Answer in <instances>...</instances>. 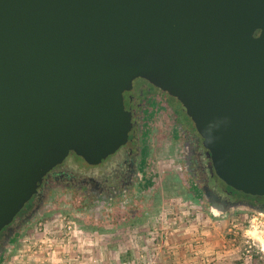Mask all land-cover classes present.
<instances>
[{"label": "water", "instance_id": "water-1", "mask_svg": "<svg viewBox=\"0 0 264 264\" xmlns=\"http://www.w3.org/2000/svg\"><path fill=\"white\" fill-rule=\"evenodd\" d=\"M137 79L182 106L220 181L264 197V0H0V232L70 152L127 142Z\"/></svg>", "mask_w": 264, "mask_h": 264}, {"label": "rangeland", "instance_id": "rangeland-1", "mask_svg": "<svg viewBox=\"0 0 264 264\" xmlns=\"http://www.w3.org/2000/svg\"><path fill=\"white\" fill-rule=\"evenodd\" d=\"M157 107L161 109L159 104ZM179 109L180 105L175 102L174 108L167 107L165 112L153 111L152 116L157 123L147 113L144 114L146 157L141 170L144 177L131 194L122 196L110 205H89L76 197L55 192L44 208L38 213L35 210L32 219L25 221L16 231L1 256L0 264H22L20 259L28 255L29 264H36L34 260L37 257L33 254L37 252V243L41 242L53 243L56 248L53 246L51 249V259L40 257L37 264H98L105 258V251H111L119 239L127 245L152 237L153 241L164 239L166 236L162 234V228L171 227L167 223L173 222L171 218L182 205L192 208V211L201 208L202 213L206 212L208 216L212 213L220 220L228 219L238 225L240 229L237 232L243 240L252 237L260 249V244L264 243V214L247 207H237L223 213L209 212L211 207L201 185H197L185 172L183 163L177 160L178 150H184L176 140ZM181 117L185 121V129L191 134L193 123L182 112ZM83 165L77 158L69 157L61 169L81 174L85 171ZM100 171L101 167L93 170V174L97 175ZM260 255L264 258L262 253ZM54 257L62 260L55 262ZM143 258H140V263ZM147 259V264H154L153 260Z\"/></svg>", "mask_w": 264, "mask_h": 264}, {"label": "flooded vegetation", "instance_id": "flooded-vegetation-1", "mask_svg": "<svg viewBox=\"0 0 264 264\" xmlns=\"http://www.w3.org/2000/svg\"><path fill=\"white\" fill-rule=\"evenodd\" d=\"M170 98L172 97L143 79L133 81L130 100L132 132L127 142L98 165L87 164L75 153L70 152L61 164L49 168L41 179L37 194L33 195L19 211L15 222L1 230L0 250H2V253H0V259L6 246L12 242L16 231L25 221L32 219L31 215L34 214L35 210L38 213L40 209L44 208L45 203L55 192L76 197L89 205L94 203L110 205L117 202L122 196L131 194L144 177L141 174L146 157L144 114H153L156 109L165 112L167 107L174 108L177 101L174 98L172 100ZM158 104L161 109L157 107ZM180 108L177 114L179 117L177 116L176 121L179 129L176 140L182 145L184 148L182 151L184 152L178 150L177 160L183 163L185 172L197 185H201L202 191L204 187H208L220 200L241 202L249 209L252 207L253 209L264 210V197L250 196L237 192L227 187L215 176L211 171L209 158L203 147L202 139L194 128L191 134L185 129V121L181 120V112L185 114V111L181 105ZM69 157L77 158L78 161L84 164L82 166L85 169L84 173L76 174L72 171L61 169ZM100 167V173L94 175L93 170ZM104 167L105 169H103Z\"/></svg>", "mask_w": 264, "mask_h": 264}, {"label": "crops", "instance_id": "crops-1", "mask_svg": "<svg viewBox=\"0 0 264 264\" xmlns=\"http://www.w3.org/2000/svg\"><path fill=\"white\" fill-rule=\"evenodd\" d=\"M157 111L159 110L156 109L155 113ZM149 116L157 123L152 114ZM194 210L185 205L178 208V213L171 218L173 222L167 223L171 227L162 228V234L166 237L160 241H153L152 237L127 245L119 239L111 251H105V258L98 264H147L146 257L149 261L153 260L154 264H245L241 253V243L245 240L237 232L240 229L238 225L228 219L220 220L212 213L208 216V213L200 211L201 208ZM165 217L167 219V216ZM136 231L138 232V229ZM142 256L144 258L140 263ZM29 257L30 255L20 259L22 264H29ZM38 257L34 260L36 264L37 260L40 261ZM54 258L55 262L62 260L59 257ZM252 264L260 263L253 260Z\"/></svg>", "mask_w": 264, "mask_h": 264}, {"label": "built area", "instance_id": "built-area-1", "mask_svg": "<svg viewBox=\"0 0 264 264\" xmlns=\"http://www.w3.org/2000/svg\"><path fill=\"white\" fill-rule=\"evenodd\" d=\"M53 246L55 247V244L53 243H47V244H44L43 242H41L40 244L37 243V252L33 254V256L34 257L39 256L38 257L39 260H40V257H44V256H46L47 259H51V256H52L51 249L53 248ZM43 247H46V249H44ZM42 248L44 252L42 251ZM241 253L243 255L244 262L245 261L247 262V263L245 262V264H252L253 257L255 255H257L259 259L263 258L261 257V255L259 256L260 253H262L264 256L262 245L260 244V249H259L258 246L255 244V241L252 237H248V239H245V241L242 243ZM36 254L37 256H35Z\"/></svg>", "mask_w": 264, "mask_h": 264}, {"label": "trees", "instance_id": "trees-1", "mask_svg": "<svg viewBox=\"0 0 264 264\" xmlns=\"http://www.w3.org/2000/svg\"><path fill=\"white\" fill-rule=\"evenodd\" d=\"M239 241H240V239H239ZM239 244H240V242H239ZM253 258H254L253 260H255L256 263H260V264L262 263V264H264V258H262L260 260V259H258V256L257 255H255Z\"/></svg>", "mask_w": 264, "mask_h": 264}, {"label": "bare ground", "instance_id": "bare-ground-1", "mask_svg": "<svg viewBox=\"0 0 264 264\" xmlns=\"http://www.w3.org/2000/svg\"><path fill=\"white\" fill-rule=\"evenodd\" d=\"M262 250H263V253H264V243L262 244Z\"/></svg>", "mask_w": 264, "mask_h": 264}]
</instances>
